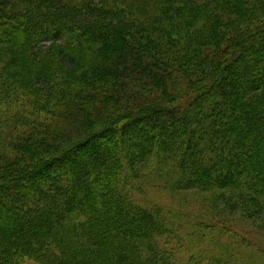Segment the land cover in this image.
Returning <instances> with one entry per match:
<instances>
[{
    "label": "trees",
    "instance_id": "trees-1",
    "mask_svg": "<svg viewBox=\"0 0 264 264\" xmlns=\"http://www.w3.org/2000/svg\"><path fill=\"white\" fill-rule=\"evenodd\" d=\"M155 156L264 215V0H0V264L264 261L263 227L138 202Z\"/></svg>",
    "mask_w": 264,
    "mask_h": 264
},
{
    "label": "rangeland",
    "instance_id": "rangeland-1",
    "mask_svg": "<svg viewBox=\"0 0 264 264\" xmlns=\"http://www.w3.org/2000/svg\"><path fill=\"white\" fill-rule=\"evenodd\" d=\"M98 142L101 143V140H98ZM99 143L95 142L89 144L87 147H83V152L88 150L86 153H91L93 146H96ZM159 158L163 157L155 156L150 162H146V169H143V174H141V177L133 186L135 188L133 189V196L138 202L151 208L157 206L163 207L164 212L170 220L179 228H181V226L186 228L198 227L196 223L201 220L200 215L202 214L203 216L208 217L205 219L207 222L216 224V235L223 232V228L227 227V225H230L233 230L238 229V231H241V229L238 228L240 226L250 228L253 230V234L261 236L260 230H262V227L264 228V215L250 219L243 214L248 221H242L241 208L232 206L230 203L242 199L240 198V195L235 192L229 191L223 194L224 197H220L219 199H214L211 192H187L186 194L170 193V190L165 188L164 176L161 175L166 162L162 163V161L158 160ZM210 200H214L216 203H212ZM213 211L218 214L213 216ZM222 211H224V213ZM183 212L186 214L184 215ZM206 221L203 220V222ZM229 239L230 237H227V239L225 238L227 241ZM252 253L253 255L264 257V249H261V252H259L254 248ZM259 264H264V261Z\"/></svg>",
    "mask_w": 264,
    "mask_h": 264
}]
</instances>
